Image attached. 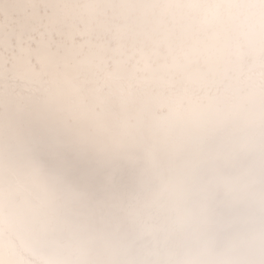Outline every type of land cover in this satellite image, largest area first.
<instances>
[{
	"label": "snow or ice",
	"instance_id": "obj_1",
	"mask_svg": "<svg viewBox=\"0 0 264 264\" xmlns=\"http://www.w3.org/2000/svg\"><path fill=\"white\" fill-rule=\"evenodd\" d=\"M0 264H264V0H0Z\"/></svg>",
	"mask_w": 264,
	"mask_h": 264
}]
</instances>
